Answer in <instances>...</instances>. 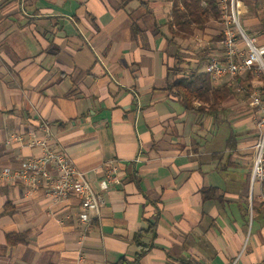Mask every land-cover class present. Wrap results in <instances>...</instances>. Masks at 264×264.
<instances>
[{
  "label": "crops",
  "instance_id": "0c3cea01",
  "mask_svg": "<svg viewBox=\"0 0 264 264\" xmlns=\"http://www.w3.org/2000/svg\"><path fill=\"white\" fill-rule=\"evenodd\" d=\"M142 1L0 0V169L38 157L44 141L99 191L107 168L116 169L84 241L77 197L53 203L42 191L0 185V264L133 262L142 231L152 249L139 264L238 256V264H264L263 189L251 183L254 108L235 95L221 110L239 115L236 125L218 126L221 110L187 111L166 90L168 69L180 51L194 71L207 51L222 54L221 43L198 48L197 32L172 44V3Z\"/></svg>",
  "mask_w": 264,
  "mask_h": 264
},
{
  "label": "built area",
  "instance_id": "2783aa9c",
  "mask_svg": "<svg viewBox=\"0 0 264 264\" xmlns=\"http://www.w3.org/2000/svg\"><path fill=\"white\" fill-rule=\"evenodd\" d=\"M222 27V54L210 56L203 71L210 74L215 86L229 81L235 82V91L246 95V87L237 80L245 81L249 73L254 74L249 94L250 107L260 112L255 123V144L253 146V166L251 183L264 182V42L260 43L256 35L247 32L241 22L243 5L240 0H218ZM38 157L24 163L19 169H0V185L20 184L31 191H42L53 203L77 197L80 202L79 221L82 227L81 240L91 228L95 214L99 213L103 203L101 191L108 189L116 179L115 167H108L106 178L100 191L87 180L85 173L79 171L74 161L63 150H52L44 142ZM264 204V191L261 195ZM252 215V207H251ZM239 256L231 264H238ZM83 261L80 257L79 264Z\"/></svg>",
  "mask_w": 264,
  "mask_h": 264
},
{
  "label": "trees",
  "instance_id": "16d2710c",
  "mask_svg": "<svg viewBox=\"0 0 264 264\" xmlns=\"http://www.w3.org/2000/svg\"><path fill=\"white\" fill-rule=\"evenodd\" d=\"M142 1V0H140ZM172 3L171 20L168 23L170 42L177 45L192 40L197 32L204 33L209 25L219 21L221 11L218 0H167ZM247 1V0H240ZM148 1L144 0L141 5L148 7ZM222 35L213 37V42L221 41ZM178 46V45H177ZM180 48V47H179ZM180 50V49H179ZM206 52V51H205ZM201 54V52H199ZM210 57L209 51L201 57L198 68L194 71H188L189 63L185 62L180 51L175 56L174 66L168 69V74L174 80L168 85L166 90L177 96L178 100L187 111H193L197 115L204 116L217 115L223 105L236 95L235 82L229 81L221 86H215L210 74L202 71L205 63ZM254 79V74H248L245 81L238 79L243 86L246 87V98H249L251 82ZM231 135L226 143L230 149L237 147V135L231 130ZM264 191V182L262 184ZM264 208V206H263ZM153 226L146 231H152ZM145 231L137 234L133 241L139 247L141 252L135 257L133 262H129L126 258L121 259L119 264H139L140 260L151 251L152 247L143 246L141 239ZM8 242L14 244V240L9 238Z\"/></svg>",
  "mask_w": 264,
  "mask_h": 264
},
{
  "label": "rangeland",
  "instance_id": "374dc122",
  "mask_svg": "<svg viewBox=\"0 0 264 264\" xmlns=\"http://www.w3.org/2000/svg\"><path fill=\"white\" fill-rule=\"evenodd\" d=\"M242 5H243V11L244 12H243V15L241 17V22H242L243 26L245 27V29L247 30V32H249L251 34H254V33H258L260 35L263 34V37H264V0L242 1ZM248 20H250V21H248ZM219 31H220V28L216 24H214V23L210 24L209 27L207 28V30L204 32V34L198 35V37L200 39V40L199 39L198 40L201 43V45L198 48H203L204 44H206L207 41L212 40L213 37L217 36ZM236 96L238 98L236 97L235 99L238 100V102L247 103L245 100L242 99V97L239 94L236 93ZM248 105H249V101H248ZM249 107H250V105H249ZM251 112H252V114L250 113L248 120L251 122L253 121V124L255 126L256 121L260 118V115H259L260 112L257 109H253ZM238 117H239V115L237 116V118ZM237 118L234 116V111H231L230 109L223 108L221 110V112L219 113V115L214 117V120H215V122H217L216 126L221 125V123L227 125V123H229V122L233 125H236V119ZM253 118L255 120H253ZM234 120H235V123L233 122ZM251 128L253 129V127H251ZM222 129H224V128L222 127ZM255 133H256V131H255ZM249 218H250V223H251V215Z\"/></svg>",
  "mask_w": 264,
  "mask_h": 264
}]
</instances>
